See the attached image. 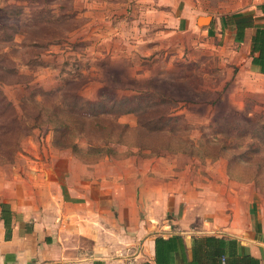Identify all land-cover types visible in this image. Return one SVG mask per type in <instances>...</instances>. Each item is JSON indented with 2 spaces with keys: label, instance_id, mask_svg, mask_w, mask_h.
<instances>
[{
  "label": "rangeland",
  "instance_id": "374dc122",
  "mask_svg": "<svg viewBox=\"0 0 264 264\" xmlns=\"http://www.w3.org/2000/svg\"><path fill=\"white\" fill-rule=\"evenodd\" d=\"M263 3L201 0L191 9L211 25L141 24L102 37L101 0H0V90L19 124L0 96V185L30 192L46 179L65 183L72 170L89 188L101 182L100 163L129 159L119 171L133 169L136 189L159 168L168 193L200 189L210 206L238 208L253 194L256 225L264 219V82L240 71L230 27L204 31L223 17L251 19ZM62 88L115 105L114 119L132 111L119 118L126 127L111 139L68 141L61 128L75 118L40 103Z\"/></svg>",
  "mask_w": 264,
  "mask_h": 264
},
{
  "label": "crops",
  "instance_id": "0c3cea01",
  "mask_svg": "<svg viewBox=\"0 0 264 264\" xmlns=\"http://www.w3.org/2000/svg\"><path fill=\"white\" fill-rule=\"evenodd\" d=\"M200 1L101 0L102 23L95 34L129 35L122 29L127 32L134 29L127 26L138 28L141 24H170L171 28L180 29L182 21H191L196 28L200 18L208 17L197 16L199 12L191 9ZM261 5L260 10L255 8L251 19L255 25L264 26V3ZM212 21L211 18L208 25ZM215 27L209 26L204 32H225L230 27L235 37L233 26L226 20ZM253 33V28L246 29L244 41L237 43L242 56L237 65L240 71L250 72L264 82V75L252 65ZM73 161L78 163L75 158ZM129 162L109 158L100 163L96 172L99 176L101 171V182L96 180L89 188L87 181L73 176L72 170L65 183L46 179L34 183L25 193L18 189L8 191V186L1 184L0 264L154 263L156 238L174 235L183 237L189 256L194 237L220 236L238 240L264 264V219L260 215L256 225L252 219L253 194L238 208L231 202L210 206L200 189L168 193L164 186L166 175L158 172L159 168L146 172L143 187L136 189L133 169L119 171ZM81 167L85 170L84 165ZM4 205L13 215L10 240L5 238Z\"/></svg>",
  "mask_w": 264,
  "mask_h": 264
},
{
  "label": "trees",
  "instance_id": "16d2710c",
  "mask_svg": "<svg viewBox=\"0 0 264 264\" xmlns=\"http://www.w3.org/2000/svg\"><path fill=\"white\" fill-rule=\"evenodd\" d=\"M224 20L233 26L238 42L244 41L246 29L253 28L252 65L260 74L264 75V26L255 25L252 19H247L243 15L226 17ZM11 76V74L8 75V77ZM0 82H4L1 76ZM0 96L2 99L5 98L1 90ZM3 102L6 104V110L13 112L15 123L18 124L17 109L6 99ZM40 103L42 106L50 107L49 114H64L69 120L71 117L75 118V121L66 122L61 128L63 136L68 141L84 138L89 142L90 139H97L102 134L106 135L107 139H111L113 134L126 127L119 122V118L124 114L132 113L130 110L120 112L117 119H114L115 105L86 101L78 93L72 92L70 88H62L56 92H45L41 94ZM124 104H127V101ZM262 128H264V124ZM101 139H105V137H101ZM72 145L75 146L76 144ZM12 216L9 208L4 205L2 207V220L6 229V240H10L12 237ZM257 228L260 229L259 224ZM190 256L182 236L158 237L155 240V262L144 264H263L238 240L220 236L194 237Z\"/></svg>",
  "mask_w": 264,
  "mask_h": 264
},
{
  "label": "water",
  "instance_id": "95a60500",
  "mask_svg": "<svg viewBox=\"0 0 264 264\" xmlns=\"http://www.w3.org/2000/svg\"><path fill=\"white\" fill-rule=\"evenodd\" d=\"M201 22H211V18H209V17H207V18H200L199 19V24L201 23ZM210 24V23H209Z\"/></svg>",
  "mask_w": 264,
  "mask_h": 264
}]
</instances>
